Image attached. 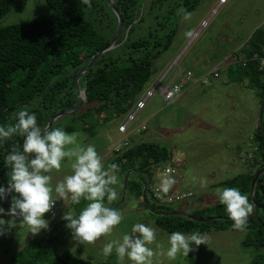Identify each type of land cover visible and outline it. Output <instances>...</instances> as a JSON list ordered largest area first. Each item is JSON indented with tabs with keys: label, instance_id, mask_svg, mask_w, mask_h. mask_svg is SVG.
Masks as SVG:
<instances>
[{
	"label": "trees",
	"instance_id": "obj_1",
	"mask_svg": "<svg viewBox=\"0 0 264 264\" xmlns=\"http://www.w3.org/2000/svg\"><path fill=\"white\" fill-rule=\"evenodd\" d=\"M13 1L0 0V20L10 11ZM145 1L114 0L122 22L120 36L112 50L101 54L80 75L78 88L85 95L83 106L72 114L61 117L65 120L63 125H60L59 118L50 129L58 127L67 133L82 131L92 138L97 126L127 115L135 107L138 96L149 82L154 63L169 51L175 39L178 20H174V16H179L175 13L176 9H183L184 13L192 12L201 0H148L147 5ZM45 2L52 10L50 16L40 15L28 23L0 28V125L15 123L16 112L27 108L30 113L35 112L37 123L45 128L56 114L77 107L74 106L77 98L76 75L96 53L107 47L115 34L117 18L106 0H90V6L84 4L83 0ZM172 3L174 6L170 5ZM91 12L99 15L92 19ZM147 20L145 35L136 37ZM97 24H104V31L109 32L110 36L100 33ZM240 53L244 60L237 56L235 63L228 67V76L232 81L248 82L262 103L264 29L254 31L238 52ZM172 68L178 71L179 65ZM253 142L256 149L252 153L249 172L237 174L219 185L223 188H238L241 194L248 196L249 203L257 205L256 216L248 218L245 230L247 234L242 244L245 247L253 246L257 252L251 264H264V173L259 176L254 186L253 203L250 197L253 175L264 167L263 121L254 133ZM22 143V137L13 136L0 144V186L6 187L11 175L10 166L5 165L4 157L14 146L19 149ZM114 155L109 166H117L115 174L123 178L127 172H131L126 191L132 193L149 211H174L168 205H151L146 199L148 208L142 198L143 187L148 179L151 184L156 168L170 161L171 154L164 146L154 142H140L129 145ZM139 172H145L148 178ZM148 190L149 187L146 194ZM84 202L86 201L81 199L80 204H75L74 207L81 206ZM8 206L9 203L6 208ZM215 208L225 209L220 203ZM211 211L194 210L188 215L194 219H204L209 217ZM151 214L155 217V224L168 233L222 231L232 229L233 223L228 219L227 213L225 218H211L213 220L207 223L181 216H160L153 212ZM65 223H61L47 238V242L50 238H55L53 254L50 247L48 252L57 264H76L68 260L71 258L67 252H64V259L57 252L56 243L63 233L57 237L56 235L65 227Z\"/></svg>",
	"mask_w": 264,
	"mask_h": 264
},
{
	"label": "rangeland",
	"instance_id": "obj_2",
	"mask_svg": "<svg viewBox=\"0 0 264 264\" xmlns=\"http://www.w3.org/2000/svg\"><path fill=\"white\" fill-rule=\"evenodd\" d=\"M147 2L148 0L145 1L146 5ZM219 3L220 0H201L196 9L189 13H184L183 9L180 8L176 9L175 13H178L179 16H174V20H178L175 39L169 51L161 55L154 63L151 78L137 98L136 103L144 102L140 109L135 112L137 109L136 104V107L124 117L97 126L95 128L96 133L92 138L86 132H74L77 135L78 144H91L95 147L105 168L109 167L110 160L115 156V150H119V153L126 149L125 143L133 145L140 142H154L164 146L171 154L170 161L160 164L152 174L151 184L148 186L150 188L147 194L145 193V200L147 199L151 205H154L155 202L152 198L153 186L162 187L167 180L170 181L168 184L170 192L174 194H192V197L180 203L168 205L170 210L188 215L194 210L211 209L209 217L204 219L225 218V209L215 208L219 203L217 189H223L217 183L250 170L252 153L256 149L253 140L257 127L254 132L251 127H246L239 134L244 138L238 144L245 145V149L240 148L234 151L233 142H230L226 146L227 149H225L223 141L229 137L232 139L231 135L238 128L235 125L240 122L238 116L236 117L237 123L229 119L228 116L232 112L229 110V106L224 104L225 102L221 103L220 110H217V105L214 103V94H216L214 93V85L211 87L212 84H210L214 83L215 80L207 76L206 84H209L208 87H203L204 89L202 88V90L196 92L197 94L195 92L192 94L191 92L187 93L189 96L186 98L183 96L173 105L164 102L156 85L161 81V86H166L172 80L177 74V69L172 68L176 64L181 67V73L174 78V82H181L180 77L185 75L184 69L189 67L194 72V78L199 76L198 66L203 63V60L207 61L209 59L211 61L208 68H211L213 64L218 63L220 60L226 62L232 58L229 56L238 54L254 31L264 29V0H224L222 4ZM99 5L102 6V3H99ZM170 5L174 6L173 3ZM214 10H216L215 13H213ZM51 14L52 10L45 0H14L10 11L0 20V28L17 23H28L40 15L50 16ZM97 15L99 14L91 12L92 19H95ZM206 21V27L201 28ZM147 25L148 20L142 25L136 37L145 35ZM96 26L100 33L110 36L109 32L104 31V24H97ZM214 55L216 57H213ZM237 56L244 60V58L242 59V53ZM224 57L228 58L224 60ZM215 58L220 60H214ZM199 61L201 63H198ZM262 65H264V60ZM225 76L222 75L220 82H228ZM241 83L246 84L244 89L246 92L244 91V93H246L245 101H248L250 107V118L259 125L262 121L264 122V112L262 120L259 119L262 103L260 104L257 92L248 85V82L243 81ZM228 88L229 93H235L237 98L240 97L239 94L242 91L238 86L229 85ZM229 97L231 98L232 95L229 94ZM199 109L200 112L198 113ZM134 112L135 114L127 125L125 132L119 131L120 126ZM64 121V118L59 119L60 125H63ZM143 126L145 127L144 130H142ZM232 156L234 157L232 158ZM235 156L237 165H233L234 167L228 166L229 161L234 159ZM176 159H180L182 162L177 169V173L171 176H163V170L172 165L171 162ZM49 174L52 177L51 183L54 187L58 181L63 180L65 175H71L70 163L67 160L62 161L61 170ZM203 174L206 176L211 175V180L204 179ZM196 176L200 180H205L204 183L198 184L195 181ZM117 177L118 183L111 186L115 189L117 198L107 201V203L113 204L111 208L117 205L115 209L123 217L121 223L115 226L110 234L101 236L92 244L85 243L83 245L75 242L70 231L66 229L56 243L57 252L61 258H66L64 252H67L71 258L68 260L76 264H117L115 252L113 251L112 255L105 258L101 254L102 247L110 240L121 239L123 234L131 231L133 224L143 223L157 230L156 241L149 245L155 253L152 258L153 264L252 263L257 252L253 246L245 247L242 244L247 233L233 229L211 230L207 233H201L205 236L206 244L193 246L194 250L187 257L178 253L175 260H169L163 253L167 250V238L170 233L160 229L155 224V217L151 214V211L145 208L142 202L136 200L128 190L126 191L127 201L119 204L123 178ZM55 204L56 211L60 212L62 216L66 211H72L76 215L79 214V211L86 206L87 202L78 207H74L75 204H72L70 200H57ZM203 214L206 215L207 213ZM2 218L6 222L11 219L8 216ZM44 218L49 221V227H53L52 220L49 219L47 213L44 214ZM5 229V233L0 235V263L4 260L6 253H11V251L28 244V246L22 248L23 250L14 263L5 260L6 264H57L54 257L48 252L50 247L49 241H46L48 235L40 242L33 240L31 237L28 239L23 236L22 233H26V230L21 234L15 232L27 229L26 225L20 223L19 219L15 221V227L7 229L6 224ZM13 229H15L14 232H11ZM157 244L160 245L159 248H157ZM59 264L62 263L59 262ZM123 264H132V262L125 258Z\"/></svg>",
	"mask_w": 264,
	"mask_h": 264
},
{
	"label": "clouds",
	"instance_id": "obj_3",
	"mask_svg": "<svg viewBox=\"0 0 264 264\" xmlns=\"http://www.w3.org/2000/svg\"><path fill=\"white\" fill-rule=\"evenodd\" d=\"M83 3L90 6V0H83ZM14 120L13 124L0 125V144L13 136L23 138L20 148L14 146L4 157L11 175L6 187L0 186V203L4 202L9 191L14 194L7 210L0 206V235L5 233L6 224L7 229L15 227L17 219L27 226L30 233L38 234L48 229L49 221L44 214L50 212L57 200L80 204L81 199L87 204L78 215L66 211L61 217L72 239L81 245L92 244L101 236L110 234L123 219L118 210L105 204V198L107 201L117 198L115 189L111 187L118 183L117 166L113 164L106 169L95 147L78 144L75 133H67L58 127L42 128L37 123L35 112L30 113L27 108L16 112ZM65 160L70 163L71 175H65L53 187L49 173L59 172ZM169 183L167 180L164 182L162 191H168ZM217 194L228 219L233 222L232 229L245 231L248 217L253 212L248 196L235 187L217 189ZM3 216L11 219L6 222ZM156 233L154 227L135 223L121 239L105 243L101 254L107 258L114 251L117 264H123L125 258L132 264H153L155 253L149 245L156 241ZM167 242L168 247L163 254L169 260H175L178 253L187 257L194 250L193 246L206 244V239L200 232L190 235L171 232Z\"/></svg>",
	"mask_w": 264,
	"mask_h": 264
},
{
	"label": "crops",
	"instance_id": "obj_4",
	"mask_svg": "<svg viewBox=\"0 0 264 264\" xmlns=\"http://www.w3.org/2000/svg\"><path fill=\"white\" fill-rule=\"evenodd\" d=\"M214 60H220V59L215 58ZM200 61L198 63H201ZM234 63H235L234 60H232V61L231 60H227L226 62H221V60H220L218 63L213 64L211 66V68H208L209 65L211 64V61L209 59L207 61L206 60L205 61L203 60V63H201V65H199V66L197 65L198 68H199L198 71H199V74L200 75L199 76H196L195 78L193 76L194 72L192 71V69L190 67L184 69V72L185 73L190 72L192 77L187 82L184 81V77H180V79H181V82L180 83L183 84V86H184L183 93L180 96V98H182L183 96H185V98H186L187 96H189V95H187V93H189V92H191V94L193 92H195V94H197L196 92L202 90L203 87H208L209 84L208 83L207 84H204V82H203V79L206 76H208V78H211V79L215 80V82H214L215 84L213 82L210 83V84H212L211 87L214 85V93H216V94L213 93L215 95L214 96V103H215V105H217V110H220L219 108H220V105H222L221 103L225 102L224 104H227L229 106V110L232 112V114H230L228 116L229 119H231L234 123H237L236 117L237 116L239 117L238 120H239L240 123L237 124V125H235V127L238 126V128H237L236 132H234L231 135L232 136V139H230L231 137H229V138H227V139H225L223 141V147L225 149H227L226 146H228V144H230V142H233L232 145L234 146V151H235L236 149L238 150L240 148L245 149V145H239L238 144L244 138V137H242V136L239 135L240 133L243 132L244 128L251 127L252 131L254 132V129L256 127L258 129V126L260 124L258 125L257 122H254L250 118L251 117L250 107L248 106V103H247L248 101H245V99H246V93H244V91H245L244 89L246 87V84H242L239 81H232L231 80V77L228 76V67L229 66H232ZM214 71H216L219 74L217 78H214L213 75H212V73ZM179 73H181V67H179V72L177 71V74L172 78V80L169 83H173L174 82V78L176 76H178ZM222 75H224V76L226 75L225 77H227L228 82H220L221 81V78H222ZM175 83H179V81H177ZM228 84L229 85H236V86L239 87V89L242 91L241 94H239L240 95L239 98H237V96L235 95V93H229L230 90L228 88V86H229ZM222 85H224L225 88L222 87ZM241 87H243V88H241ZM222 88H223V90H222ZM229 94L232 95L231 98L229 97ZM176 102H174L173 104H175ZM173 104H171V105H173ZM234 104H235V106H234ZM199 112H200V109H199L198 113ZM236 143L238 145H235ZM233 157L234 156H232V158ZM235 164H236V156H235L234 159H232L231 161H229L228 166L234 167L233 165H235ZM213 168H215V167H213ZM195 178H196L195 181L198 184H202L205 181V180H200V178H198V176H196ZM203 178L204 179L211 180V175L206 176V175L203 174ZM220 183L221 182H218L217 184L219 185ZM112 205L113 204H109V203L106 204V206H108V207H111ZM115 208H117V207H115ZM74 215H76V214H74ZM61 217H62L61 216V213L59 212V215L55 219V224H54L53 221H51L53 227H51V228L48 227L47 230H41L40 233L33 235V237H32V233L29 232L27 226H26L27 229H22L20 231H15V232H18L19 234H21L24 230H26V233H22L23 236H26L28 239L31 237L33 240H38V241L41 242L44 239V237H46L47 235H48L47 238H49V236H51L52 233L55 232L56 228L61 223H65V221H63ZM14 230L15 229H13L11 232H14ZM65 230H64V232H65ZM57 236H58V234L56 235V237ZM26 246H28V244L24 245V247H19L18 249L14 250V251H11V253H6L5 254V258H4V260L1 263L6 264L5 260L14 263L15 262V259L18 258L20 252L23 250L22 248H25ZM15 251H18V252H15Z\"/></svg>",
	"mask_w": 264,
	"mask_h": 264
},
{
	"label": "water",
	"instance_id": "obj_5",
	"mask_svg": "<svg viewBox=\"0 0 264 264\" xmlns=\"http://www.w3.org/2000/svg\"><path fill=\"white\" fill-rule=\"evenodd\" d=\"M108 2V5L110 6V8L112 9L113 13L115 14L116 18H117V28H116V31H115V34L113 35L112 39L109 41L107 47L105 49H103L102 51L96 53L89 61V63L82 68V70H80L78 72V74L76 75V78H75V86H76V90H77V98H76V101H75V104L74 106L76 105L77 107H73L71 111H63V112H60L58 114H56L46 125V127L44 129H50L52 124L58 120L59 118L63 117V116H66L68 114H72L74 111L78 110L79 108H81L83 106V104L85 103V95H84V92L81 91L79 88H78V79L80 77L81 74H84L91 66L92 64L95 62V60L103 53L107 52V51H110L114 48L115 46V43L116 41L118 40L119 36H120V33H121V30H122V22H121V18L119 16V13L117 11V9L115 8L114 6V0H106ZM263 112H264V101L262 102L261 104V107H260V113H259V119L262 120V117H263ZM131 172H127L124 177H123V182H122V189H121V197H120V203L119 204H122L124 203L125 199H126V188H127V180H128V177L130 175ZM141 174H143L144 176H146L148 178V175L145 173V172H139ZM264 173V167L261 168L260 170H258L257 172H255V174L253 175V178H252V181H251V185H250V197H251V202L253 203V190H254V186L256 184V181L257 179L259 178L260 175H262ZM150 184V180L148 179L147 182H146V185L143 187V191H142V198H143V201L144 203L146 204V206L149 208L146 200H145V193H146V190H147V187L149 186ZM12 192L9 191L6 195V198L4 200V202L0 203V206L6 208L7 204L9 203V200H10V196H11ZM117 207V205L115 206ZM113 207V208H115ZM151 212L157 214V215H160V216H181V217H185L187 219H190V220H193V221H196V222H200V223H207V222H210L212 221L213 219L211 218H208V219H194L192 218L191 216L189 215H186L184 213H180V212H163V213H159V212H155V211H152ZM256 212H257V205L256 204H253V212L252 214L248 217L250 218L251 216H256ZM214 219H222V218H214ZM66 229V227H64L63 229H61V231L58 233V236L64 232V230ZM54 239L55 238H50L49 239V245L51 247V251L53 253V242H54Z\"/></svg>",
	"mask_w": 264,
	"mask_h": 264
},
{
	"label": "built area",
	"instance_id": "obj_6",
	"mask_svg": "<svg viewBox=\"0 0 264 264\" xmlns=\"http://www.w3.org/2000/svg\"><path fill=\"white\" fill-rule=\"evenodd\" d=\"M224 2V0H220L219 4H222ZM216 10L213 11V13H215ZM207 25V21L201 26V28L206 27ZM232 57L228 60H237L235 59L237 57V55L234 56H229ZM228 57H226L224 60H226ZM264 60V59H263ZM263 67V65H262ZM179 72V69H178ZM213 77L216 78L218 76V73L216 71H214L212 73ZM207 77V76H206ZM206 77L203 79L204 84H206ZM191 79V73L187 72L184 75V81L187 82ZM161 81L159 84L156 85V88H158L161 92L162 98L164 100V102H166L168 105L173 104L174 102H176L179 97L181 96L182 92H183V84L181 83H168L166 86H161ZM139 103V102H138ZM136 103L137 104V109L135 110V112L140 109L143 106V103ZM136 107V105H135ZM135 112L128 118V120L120 126L119 131L121 132H125V129L127 128V125L129 124V122L132 120ZM145 127H142V130H144ZM125 148L129 146L128 143H125ZM255 150V149H254ZM116 152H118L119 150H115ZM181 160L180 159H176L173 162H171L172 165L166 167L163 170V176H171L177 173V169L178 167L181 165ZM150 188V187H149ZM192 197V194H174L172 192H170L169 190L167 192L162 191V187L160 186H153L152 188V198L153 201L159 205H172L175 203H180L181 201ZM56 204L54 205V207L50 210V212H48V216L49 219H51L54 224H55V219L57 218V216L59 215V212L56 211L55 209Z\"/></svg>",
	"mask_w": 264,
	"mask_h": 264
}]
</instances>
